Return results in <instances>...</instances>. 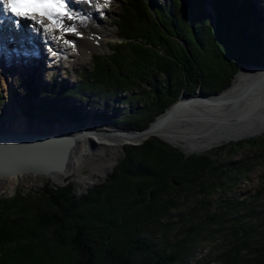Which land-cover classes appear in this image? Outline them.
I'll return each instance as SVG.
<instances>
[{
    "label": "trees",
    "instance_id": "1",
    "mask_svg": "<svg viewBox=\"0 0 264 264\" xmlns=\"http://www.w3.org/2000/svg\"><path fill=\"white\" fill-rule=\"evenodd\" d=\"M205 1H153L149 8L145 0H124L113 21L129 52L124 53L121 45L106 56L95 55L90 73L81 71L83 79L75 86L65 81L46 84L41 105L26 101V113L34 109L48 116L53 111L68 120L74 118L75 109L57 105L68 95L95 92L86 99L93 104L97 98L108 100L127 91L123 101L143 104L103 118L114 126L141 128L182 89L190 93L200 85L204 92L218 91L230 83L239 66L264 67L262 39L256 31L258 13L251 0H209L211 12L204 8ZM20 83L25 85L22 99L36 96L31 78ZM122 150L104 181L79 194L72 182L45 183L33 194L16 191L0 198V264H185L194 244L219 228L206 233L203 225H190L177 228L167 240L163 236L172 223H160L158 218L193 201L191 213L202 212L209 223L220 224L223 212L217 219L202 199L220 185L216 178L224 172L211 154L184 155L153 136L138 145H123ZM199 194L202 197L196 199ZM236 204L222 207L234 209ZM239 218H233L237 229H229L224 261L239 264L235 257L241 248L254 259L263 258L264 252L249 249L240 235L235 237L236 230L247 232L241 230ZM157 227L162 236L154 242Z\"/></svg>",
    "mask_w": 264,
    "mask_h": 264
},
{
    "label": "rangeland",
    "instance_id": "2",
    "mask_svg": "<svg viewBox=\"0 0 264 264\" xmlns=\"http://www.w3.org/2000/svg\"><path fill=\"white\" fill-rule=\"evenodd\" d=\"M123 1L124 0H93L90 3L91 7L97 12L100 22L104 26H107L115 31L116 37L114 39H108L106 46L101 45L100 47H96L94 45H89L90 49L86 48L85 50H77L72 46H69L68 48L70 50L67 54L57 56L51 51V43L48 42L43 35H35V31H33L31 27L32 34L37 36V38L40 36L39 41L43 40V45L40 48L41 50H33V52L30 54L35 57V55H37L40 51H43L44 56L42 58H35L34 61L33 58H30L27 61L25 59L26 62L24 61L23 64H21V62L17 59L13 61V59L5 58L4 76L6 77L9 86L4 84L5 78L0 77V115L3 113V116L0 117V120L3 121L6 115H11L10 113L7 114V112H9L8 107L12 103L14 104L16 101H18L19 104L14 105V113L16 114L14 117L20 118V122H22V119L25 118L23 116L24 114L20 112L26 110L24 109L26 100L21 98L23 96L25 87L22 83H20V79H25L26 77L31 78L32 82L37 88V92L36 96L31 97L27 101L30 103L32 100H34V103L40 104L39 101L42 97V87H44L46 84L54 83L56 85V83L58 84L62 81H65L66 85L75 86L77 83L82 81L81 79H83L79 77L81 71L84 70L85 73H90L93 66V57L95 55L103 54L106 56L110 53L114 46L121 45L123 52L128 53L129 50L126 47H123L124 39L118 36L117 29L113 21L115 15L118 13L119 6ZM152 1H156L158 3H164L165 1H168V4H170L171 0ZM252 3L254 10L258 13L256 16V27L258 29H256V31L258 32V36L262 39L261 43L263 47L261 48L264 49V0H254ZM206 6L209 7V0L205 1L204 8ZM259 18L262 20H259ZM27 22L29 23V21ZM48 25L49 24H47V26ZM18 36L20 39H25V35L22 36L19 34ZM30 39H32V37ZM13 55L18 58L20 57L19 55L14 54V52ZM129 93L130 92L127 91L119 92L116 93L115 96L110 97L108 100L97 98L96 101H93V104H88L86 99H89L90 94L96 95L95 92L90 93L86 91L82 97L68 95L63 98V100L58 101V103H60L59 105L56 103L58 106L67 107L68 109H75V111L71 112L75 113L76 115L74 114V118L68 120L60 116L57 119V114H55L53 111L49 112L47 114L48 116H44L38 111L33 110L32 113H29V115L31 114L32 120H35V124L37 123L38 125L45 127L53 126L58 123L68 125L69 122L80 125L84 122V120L86 125L88 124L89 119H91L92 124L114 126L110 124V121L104 119L103 115L106 116L113 111L116 112V114H119L121 111H125L128 108H132L133 106H141L143 104L142 101H137V103H135L133 100L123 101L122 99H126ZM69 101L71 103L75 102L77 105H82L87 110H91L89 116L90 118L87 116L85 117L86 113L82 111L80 113V110L76 107L67 106L66 102ZM25 122L30 125V122ZM0 124H2V122H0ZM250 139H252L250 142H243L239 143L238 145L235 144L238 141L221 143L214 146L215 148L213 147L208 152H206L215 158V164L220 166V170L223 171L224 174L221 175V177L216 178L217 180L214 178L208 179L211 182L216 180L220 183V185L215 187V189L211 193L207 194L204 199H201L207 203L208 212H214L216 217L223 212V216L220 218V224L215 225L209 223L208 217L202 214V212L196 211L195 213H191L190 210L193 207V201L185 202L176 210H169L167 212L168 215L158 218L160 223H172V226L167 230V232H165V235L163 234V237L167 240H172L171 236L175 233L177 228L184 229L190 225L201 224L207 229L206 233L215 230V226L219 228L214 232L212 237L198 240V242L194 244L192 253L189 255V257L185 258V264H232L224 261V258L227 247L230 246L228 245L229 240L231 239V232H229V229L231 226H236L235 229H237L238 226L233 224V218L236 217H240L238 219V223L241 224V230L244 229L247 232L246 235H242L239 230H236L237 233L235 237H239L240 235V241H245L249 249H255L257 251L264 252V133ZM96 146L97 148L94 151L87 149V153L81 154L79 157H77V171L71 176L65 177L63 182L54 183L51 180H47L45 178L42 179V181L36 178V180H34V182H30V184H23L21 182L9 184L4 182L0 184V198H9L13 196L16 191L22 195L26 193L33 194L38 191L45 183L62 185L67 182H72L75 186L74 191L76 194L83 192L87 188H91L100 184L104 181L107 175L102 180L101 178L96 179V182L92 183L91 186L86 185L85 182L88 178L95 179L98 177L100 172L105 170L107 166L106 159L110 158L114 151L109 148L100 149L99 145L97 144ZM177 149L182 152L181 149ZM119 158L121 157L118 156L117 153L115 160L117 161ZM242 164L247 166L245 170L241 168ZM223 165H225V167H223ZM114 166H112V168ZM200 197H202L201 194H199L196 199H199ZM231 202H237V204L234 206V209L223 208L224 206L226 207V205H224L225 203L229 204ZM248 210L250 211V214L248 213ZM182 220L185 221L182 222ZM160 229V227H157V232L154 234L152 241L155 242L157 239L161 238L162 235ZM181 234L183 235V233H179L180 236ZM242 236L244 238H242ZM167 251L168 249L165 250V252ZM248 251L249 250L247 249H239V253L236 254L235 257L236 263L264 264V257L260 259V257L257 256L254 259V254L252 256V254Z\"/></svg>",
    "mask_w": 264,
    "mask_h": 264
},
{
    "label": "water",
    "instance_id": "3",
    "mask_svg": "<svg viewBox=\"0 0 264 264\" xmlns=\"http://www.w3.org/2000/svg\"><path fill=\"white\" fill-rule=\"evenodd\" d=\"M146 2L151 5V0ZM205 9L211 12L210 7ZM84 122L80 125L69 122L67 127L53 130L0 131V177L59 173L67 166L70 150L80 138H87L86 150L96 149L94 142L98 141H92L89 134L104 139L123 137L128 140L124 144L129 145H138L153 136L179 149L181 145L174 140L198 146L199 142L225 143L261 135L264 133V67L257 64L239 66L230 83L218 91L204 92L200 85L190 93L182 89L174 101L141 128L87 127ZM74 126L76 128L71 130ZM117 153L122 157L121 147ZM182 153L201 151L182 150ZM116 163V160L110 163L101 180L110 174Z\"/></svg>",
    "mask_w": 264,
    "mask_h": 264
},
{
    "label": "bare ground",
    "instance_id": "4",
    "mask_svg": "<svg viewBox=\"0 0 264 264\" xmlns=\"http://www.w3.org/2000/svg\"><path fill=\"white\" fill-rule=\"evenodd\" d=\"M93 0H73L74 2V11L72 14V19H68L67 17H65L62 21V23L65 26H75V31L74 32H67L64 31L63 29L56 27V26H52V28L48 29L46 26V22L43 21V24L38 23L37 20H31V19H25V22L28 23L27 21H29V25L30 27H27L28 29L24 28L23 31H21L20 33L22 35H25V39L22 40V42H24V44H28V46L23 47V48H18V47H13V48H8L7 45H2L1 46V50H0V77L5 78L4 79V84L6 86H9L8 81L6 80V77L4 76L5 74V67H4V63H5V58L6 59H12V58H16L15 55H13V52L15 53H22V56L20 55L19 57V61L21 62V64H23L24 60H22V58H24L26 55V57H28L27 60H29L30 58H33V61L35 60V58H42L44 56L43 51H40L39 54L35 55V57L33 55L30 54V52H32L33 50H41V46L43 45V40L39 41V38H37V36H34L31 32V27L33 29V31H35V35L37 33H39L40 35H43L44 38L51 43V51L55 54V55H65L68 53V51L70 50L68 47L72 46L75 49H82L85 50L86 48H89V45H94L96 47H100L101 45H105L106 46V42L108 41V39H114L116 37L115 31L107 26H104L101 22L100 19L97 15V12L91 7L90 3ZM97 1V0H96ZM9 24H6L5 26H1L2 27V31H4L5 29H9ZM24 26L25 23H24ZM9 36V35H7ZM32 37L31 40H29ZM7 40V37H6ZM36 41V42H35ZM7 42V41H5ZM4 43V42H3ZM36 43V44H35ZM35 44V45H33ZM92 48V46H91ZM90 49V48H89ZM14 61V60H13ZM25 61V62H26ZM39 64V63H38ZM37 67V66H35ZM39 70V67H38ZM33 83V82H32ZM34 84V83H33ZM60 84V83H58ZM25 86V85H24ZM69 86V85H68ZM15 101V98H14ZM67 101V100H66ZM67 106H75L76 108H78L80 110V112H85L87 114V117L90 116L91 110H87L84 108V106L82 105H77L75 102L71 103L66 102ZM13 104V103H12ZM12 104L8 107V113H10L11 115L9 116L6 115L5 119L3 121L0 120V122H2V124H0V131H4V132H10V131H14L16 128L18 129H35V130H53V129H57V128H62V127H67V125L58 123L56 125L53 126H40L37 123H29V121L31 120L30 118H26L25 115H23L25 118L22 119L23 121L20 122V118L18 117H14V115H16L14 113L15 109H14V105H18V101H16L13 106ZM60 103H58L59 105ZM1 114V113H0ZM3 116L0 115V117ZM90 118V117H89ZM16 119V120H15ZM25 121H27L30 125H28ZM4 122V123H3ZM35 124V125H34ZM87 127H92V126H102L100 124H92L91 123V119H89L88 124H86ZM76 127H71L70 129H75ZM91 136L92 141H98V142H94L95 144L99 145V148H109L111 150L114 151V153H112V156H110V158L106 159L107 162V166L105 168V170H103L102 172L99 173L98 177H96L95 179H87V181L85 182L86 185L92 184L96 182V179L98 178H102L105 174H106V170L108 168V166L110 165V163L112 161H114L117 157V151L118 148L121 147L124 143H126L128 140L126 138L123 137H117L114 139H104V138H100L97 137L94 134H89ZM166 138V137H164ZM95 139V140H94ZM167 139V138H166ZM87 138L82 137L80 138L74 145V147L71 148L70 150V157L67 163V166L65 167V169H63L61 172L57 173V172H50L47 174H43V175H34V174H26V173H21V174H17L14 176H1L0 177V184L6 182L9 184L12 183H23V184H30V182H34V180H36V178H38L40 181H42V179H49L54 183H61L64 181L65 177L71 176L74 172L77 171V163H76V159L77 157H79L81 154L87 153L86 150V144H87ZM229 142V141H226ZM225 142V143H226ZM174 143L176 144H180L181 145V149L188 152V151H202L203 152H208L210 149H212L214 146L219 145L221 142H213V143H205V142H199L198 146L195 145H188L186 143H181L179 140H174ZM202 146V147H200ZM222 146V145H221ZM97 148V147H96ZM215 148V147H214ZM194 154V153H192ZM77 164V165H76Z\"/></svg>",
    "mask_w": 264,
    "mask_h": 264
},
{
    "label": "snow or ice",
    "instance_id": "5",
    "mask_svg": "<svg viewBox=\"0 0 264 264\" xmlns=\"http://www.w3.org/2000/svg\"><path fill=\"white\" fill-rule=\"evenodd\" d=\"M0 7L5 12L20 19L37 20L38 23L43 24L46 19L50 29L52 26L59 27L67 32H74L75 26H65L62 21L65 17L72 19V14L68 9L66 0H0Z\"/></svg>",
    "mask_w": 264,
    "mask_h": 264
}]
</instances>
